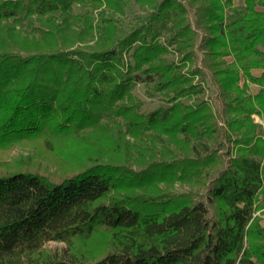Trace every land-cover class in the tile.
I'll list each match as a JSON object with an SVG mask.
<instances>
[{
  "label": "trees",
  "instance_id": "16d2710c",
  "mask_svg": "<svg viewBox=\"0 0 264 264\" xmlns=\"http://www.w3.org/2000/svg\"><path fill=\"white\" fill-rule=\"evenodd\" d=\"M135 2L126 30V0H0V149L36 140L48 162L0 163V264H264V0ZM199 50L224 124L189 102ZM143 74L171 104L139 112Z\"/></svg>",
  "mask_w": 264,
  "mask_h": 264
},
{
  "label": "rangeland",
  "instance_id": "374dc122",
  "mask_svg": "<svg viewBox=\"0 0 264 264\" xmlns=\"http://www.w3.org/2000/svg\"><path fill=\"white\" fill-rule=\"evenodd\" d=\"M127 4L125 7V14L124 15H117L119 18L120 22L122 23L123 26H125L126 30H129L135 22H137L139 17L145 16V11L135 2V0H126ZM244 4V0H234L233 6L240 7ZM259 9H264L263 6L258 5L257 6ZM231 10L228 9V13H230ZM144 18V17H143ZM193 19V17H192ZM195 25V24H194ZM167 32H164L162 36H160L159 40L164 42L168 48L170 49L169 52L165 54V57L169 60H175V62L180 63V54L178 49L174 45H169L166 39ZM202 58H203V52L199 50L196 54L193 66L197 65V67H200L203 69L204 72H206V77L199 75V74H193L192 78L194 83H199L203 86V91L201 94H192V99H189V102H194V98L197 96L204 97L205 99H208L211 101L213 106L218 109L219 115H221V123L224 124V117H222V109L224 108V103L221 101V96L219 93V89L217 86L213 83V80L211 79V72L208 70L206 67L202 65ZM132 57L126 53V60H131ZM225 60L228 62H231L233 60V57L230 55H226L224 57ZM223 65V62L221 63ZM190 63H187L186 66L182 67V72L185 74L187 73V68L190 66ZM259 68L261 67H254L252 69V73L260 70ZM263 69V68H262ZM264 72V71H263ZM255 74V73H253ZM241 78H240V83L244 81V76L243 72H240ZM256 75V74H255ZM140 80H138L132 87V92L135 97V102H137L138 105V110L142 114H147L151 111H154L160 107H167L170 102V96L172 95V92H163L157 89L156 81L154 80H149L146 79L145 74L141 75ZM255 84H258L256 82H249L248 83V91L251 92L252 94L255 93V88L257 89V86ZM252 117L254 121L258 122L260 126L258 127V132L262 134L264 138V120L263 118L257 114V113H252ZM129 137V136H128ZM130 139L132 137L130 136ZM133 140V139H132ZM158 146H162L160 142H156ZM231 144V143H230ZM156 145V146H157ZM38 142L32 141H25L21 144H15L11 147L5 148V149H0V163L2 165L4 164H11V163H16L18 159H21L23 162H28L29 164L32 165L33 162H42V163H48L47 158L46 160L42 158V152L39 154L38 152ZM157 146V147H158ZM233 146V143L232 145ZM159 148V147H158ZM236 148H226L223 147L220 149V152L224 154L227 163H229L231 156L233 155V151ZM229 150V151H228ZM230 151H232L230 153ZM264 158V157H263ZM16 165V164H15ZM49 166V171H55L56 165ZM17 167V166H16ZM132 167L134 169H139V166H137L135 163L132 164ZM161 186H166L164 183H160ZM172 188L174 189H179V190H188L189 186L186 183H180L176 181L175 183L172 184ZM261 217L264 220V212L260 211ZM104 235V234H103ZM44 247L46 250L50 251H55L57 254H63L64 252H67L68 250V244L66 241H59V240H48L45 244Z\"/></svg>",
  "mask_w": 264,
  "mask_h": 264
},
{
  "label": "crops",
  "instance_id": "0c3cea01",
  "mask_svg": "<svg viewBox=\"0 0 264 264\" xmlns=\"http://www.w3.org/2000/svg\"><path fill=\"white\" fill-rule=\"evenodd\" d=\"M260 70H258V71H256V72H253V73H255L256 75H261L262 73H263V71H264V69H262V68H259ZM256 86H257V89L255 88L254 90H255V93L259 90V88H260V85L259 84H255ZM263 162H264V158H263Z\"/></svg>",
  "mask_w": 264,
  "mask_h": 264
}]
</instances>
